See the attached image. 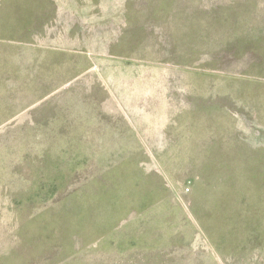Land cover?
<instances>
[{
    "label": "rangeland",
    "instance_id": "374dc122",
    "mask_svg": "<svg viewBox=\"0 0 264 264\" xmlns=\"http://www.w3.org/2000/svg\"><path fill=\"white\" fill-rule=\"evenodd\" d=\"M11 24L0 264H264V0H0Z\"/></svg>",
    "mask_w": 264,
    "mask_h": 264
},
{
    "label": "crops",
    "instance_id": "0c3cea01",
    "mask_svg": "<svg viewBox=\"0 0 264 264\" xmlns=\"http://www.w3.org/2000/svg\"><path fill=\"white\" fill-rule=\"evenodd\" d=\"M113 8L115 10H117L118 12L120 11V13L123 14V17L125 16L124 12H126V10L120 9L118 7H113ZM10 11H13V8H11ZM28 11H30L29 18L27 16V19L25 22L26 26L24 27V29H26L27 32L29 31L30 34L25 35L26 36V39H25L26 42L25 43H31L32 45L37 44V45H39L45 49V48H47V41H43L44 39L37 41L36 39L44 38V37H41L38 35L41 31H44L46 29V23H45L46 22V16L42 15L40 17H36L37 15L33 16L32 10L29 9ZM97 16H98L97 13H95L94 18L97 19ZM34 19H35V21H34ZM105 20H107V19H105ZM94 21H95L94 26L96 27L97 26V20H94ZM108 21H110L111 26H113L114 20H108ZM12 26H13V24H11L9 26L10 29H5V31H3L1 29V25H0V34H1L0 41H12V40H14V38L17 34H14V31H12V29H11ZM79 27L81 28V26H79ZM21 31H23V30H21ZM35 31H37V32L34 33ZM80 31H82V28ZM95 36H97V32H96ZM53 46L55 47V49H60L63 51L68 50V51H70V53H72V54L74 53L73 55L75 57H79L78 59L84 60V62L86 64H89L88 69L92 68V64L89 61V55L87 53H93V54L97 55L98 53H100V51L102 49V48H100V49L97 48V45H94L92 47V46H88L86 43H80V42L74 43L73 41H71L70 43L62 44V43H59L58 40L55 41V43H53ZM106 51H107V53L109 52L108 49H106ZM80 64L81 63L79 62V64H74L77 66H72V68L76 69L73 71V74H75V75L80 74L81 75V74L87 73L86 70H83V69L81 70V67L79 66ZM103 101L104 100H101V103ZM162 129L166 130L165 127H163ZM255 153L260 155V158L255 159V162L264 163V150L261 153H259L257 151Z\"/></svg>",
    "mask_w": 264,
    "mask_h": 264
}]
</instances>
